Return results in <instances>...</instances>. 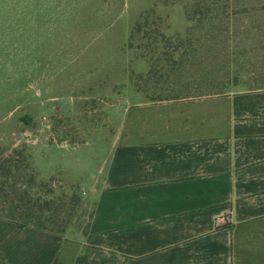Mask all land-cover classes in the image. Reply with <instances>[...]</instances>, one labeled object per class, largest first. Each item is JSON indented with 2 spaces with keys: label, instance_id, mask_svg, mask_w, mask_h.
Returning <instances> with one entry per match:
<instances>
[{
  "label": "rangeland",
  "instance_id": "obj_1",
  "mask_svg": "<svg viewBox=\"0 0 264 264\" xmlns=\"http://www.w3.org/2000/svg\"><path fill=\"white\" fill-rule=\"evenodd\" d=\"M261 87L264 0H0V219L77 254L126 114Z\"/></svg>",
  "mask_w": 264,
  "mask_h": 264
},
{
  "label": "crops",
  "instance_id": "obj_2",
  "mask_svg": "<svg viewBox=\"0 0 264 264\" xmlns=\"http://www.w3.org/2000/svg\"><path fill=\"white\" fill-rule=\"evenodd\" d=\"M159 104L126 114L78 253L0 219V264H264V88Z\"/></svg>",
  "mask_w": 264,
  "mask_h": 264
},
{
  "label": "trees",
  "instance_id": "obj_3",
  "mask_svg": "<svg viewBox=\"0 0 264 264\" xmlns=\"http://www.w3.org/2000/svg\"><path fill=\"white\" fill-rule=\"evenodd\" d=\"M18 227L22 228V227H26L25 225H19L16 224ZM84 260L82 258L78 259V263H82Z\"/></svg>",
  "mask_w": 264,
  "mask_h": 264
},
{
  "label": "built area",
  "instance_id": "obj_4",
  "mask_svg": "<svg viewBox=\"0 0 264 264\" xmlns=\"http://www.w3.org/2000/svg\"><path fill=\"white\" fill-rule=\"evenodd\" d=\"M221 222H224V220H223V219H221Z\"/></svg>",
  "mask_w": 264,
  "mask_h": 264
}]
</instances>
